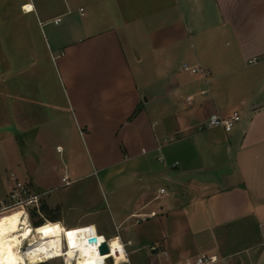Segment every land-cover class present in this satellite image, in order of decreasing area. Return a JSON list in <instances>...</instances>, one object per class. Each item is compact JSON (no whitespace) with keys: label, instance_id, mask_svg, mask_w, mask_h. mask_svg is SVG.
Wrapping results in <instances>:
<instances>
[{"label":"crops","instance_id":"obj_1","mask_svg":"<svg viewBox=\"0 0 264 264\" xmlns=\"http://www.w3.org/2000/svg\"><path fill=\"white\" fill-rule=\"evenodd\" d=\"M124 2L147 19L146 32L138 23L125 38L126 22L81 19L83 7L23 27L28 53L12 66L6 58L0 88L6 122L18 125L19 179L41 195L45 220L118 237L128 264L203 255L216 256L213 264H264V0ZM29 3L37 14L31 0L22 12L32 14L22 9ZM184 64L208 70L209 82ZM235 111L241 120L231 131L204 127L211 115ZM78 136L86 160L76 158ZM58 137L64 144L55 145ZM31 141L33 156L22 152ZM50 151H66L61 176L39 174L37 153ZM92 174L96 182L70 196Z\"/></svg>","mask_w":264,"mask_h":264},{"label":"rangeland","instance_id":"obj_2","mask_svg":"<svg viewBox=\"0 0 264 264\" xmlns=\"http://www.w3.org/2000/svg\"><path fill=\"white\" fill-rule=\"evenodd\" d=\"M27 1L29 0H0V73L4 75L0 78V88L4 91H6V58H8V64L12 66V63L16 62L14 55H18L20 51L21 54L27 55L28 49L26 48L25 43L27 40L24 38L23 27L25 25H30L32 21H37L39 19L46 22L45 20H49V16L65 12L67 14V16H65L66 18L71 15L77 16V10L79 7H83L85 9V16L81 19H106V24L104 25L106 27L111 25L114 21L115 24L126 22V26H121L123 27L121 30L122 33L124 32L125 38H128V33H131V30L134 29L135 31L138 29V23H141L140 28L143 33L146 32L145 30L148 28V26H146L148 21L147 19H144L143 15H140L142 13L137 11L134 13L133 11L128 10L130 8L122 9L125 0H31L37 6V14L34 12H32V14H24L21 10V5ZM68 11H70V13H68ZM134 16L138 17L133 19ZM135 38H137L136 40L139 39V43L137 44L138 49L145 52L146 43L144 37L138 35V37L135 36ZM132 53L134 52L132 51ZM204 127H208L207 124L204 125ZM18 137L19 132L17 123L6 122V97H0V219L8 218L20 212H28L31 223L34 226L33 221L44 219L43 221L45 222V217L50 218L51 213L49 211H44L42 216L37 215L33 220L31 218V211H33V208L26 209V207H9V204L11 203L9 201V192L6 194L7 186L10 185V174L12 172L18 174L19 157L17 155L18 146L20 145ZM30 137H32V135ZM79 137L80 136L74 137L73 142L76 150V158L86 160L87 156L84 155V152L82 151V140ZM55 140V145L58 143L64 144L63 140L59 137ZM24 144L25 142H23L22 152L29 155H31L32 152L33 156L36 152L33 141L30 142V145L26 146ZM37 158L41 161L39 165V174L42 175L50 174L53 170L57 175L61 176V173L68 168L69 160L66 151L61 153L57 151L45 152V155L42 154V156H40V153H37ZM86 173V169H81L79 172L81 175H85ZM72 178H74V176ZM96 180V174L84 177L81 182L73 186L75 189L70 196L73 197L80 193V191H82L81 188L83 183L96 182ZM27 184L30 186L31 192L35 193L33 185L31 183ZM58 194L59 192L57 191L51 193L52 196ZM42 227H44L43 229H51V226L48 223L47 226L44 225ZM22 229L25 232H29V229H26L25 227H22ZM30 234L32 237L35 236L33 232H30ZM27 237L28 235L21 238L26 239ZM35 238L36 237L27 241L25 247L29 246L28 244L31 245V243L35 242ZM44 264L71 263L69 260L61 257L46 261ZM108 264H112L111 260L108 261Z\"/></svg>","mask_w":264,"mask_h":264},{"label":"bare ground","instance_id":"obj_3","mask_svg":"<svg viewBox=\"0 0 264 264\" xmlns=\"http://www.w3.org/2000/svg\"><path fill=\"white\" fill-rule=\"evenodd\" d=\"M47 223L51 229L41 236L25 212L0 220V264H39L61 255L67 256L70 261L74 259L77 264H99L100 257H106L103 261L109 257H114L116 261L119 260V263L125 261L119 259V248L115 251L112 248L113 242L122 245L118 237L111 239L110 253L102 255L98 250H95L97 243L89 240L93 236L98 238L90 229L72 232L73 235L69 237L67 233L70 231L67 228L51 221H45V225ZM22 227L29 229V232H25ZM30 232H33L35 236L32 237ZM26 235H28L26 239L21 238ZM64 236L68 238L70 245L66 251L64 250ZM34 237H36L35 242L25 247L27 241ZM103 264H106V261Z\"/></svg>","mask_w":264,"mask_h":264},{"label":"built area","instance_id":"obj_4","mask_svg":"<svg viewBox=\"0 0 264 264\" xmlns=\"http://www.w3.org/2000/svg\"><path fill=\"white\" fill-rule=\"evenodd\" d=\"M27 5V4H25ZM22 9L24 10V7H22ZM25 12H35V8L33 6L32 10L30 11H26ZM80 12L82 15L85 14V9L84 8H80ZM62 21L61 17H58L57 19H55V23L58 24ZM253 62V61H251ZM183 69L185 71H190L191 73L194 74H201L207 82H209V77H210V72L206 69H204L201 66H192L189 64H184L183 65ZM188 101H192L193 97L189 96L187 97ZM215 118V119H213ZM241 120V113L239 111H235L231 117L229 118H225L220 116L219 114H213L209 117L208 121H207V126L210 128H215V127H222L224 128L226 131H231L234 126L236 125V123L238 121ZM10 180L12 182V186L11 189L9 191V201L11 202L9 204V207H22L26 209L29 208H33L34 210L37 211V213L39 215L42 216L41 214V210H40V202H41V195L40 194H36V193H32L30 186L23 180L19 179L18 174L12 172L10 174ZM63 182L65 183V185H69L71 183L69 175L65 174L62 178ZM162 193H165V189H161ZM26 214L29 215L28 212H25ZM30 216V215H29ZM47 221V220H46ZM82 229L85 228H89L91 227V225H84V226H80ZM99 237H103L101 235L98 236ZM104 241H106L108 243L109 248L111 249V239L107 240L104 237ZM102 243L100 244H96L95 245V250H98L100 252V246ZM128 244H131V242H129ZM124 250L126 252L127 255V250H126V245L123 244ZM69 240L67 237L64 236V250L66 251L69 248ZM151 249L153 251H156L159 249L158 245H152ZM165 254H167V252H164ZM64 257L65 259L68 260L67 256H59V257H54L53 259H57V258H61ZM52 260V259H51ZM111 260L112 264H116V259L114 257H109L106 259V264H108V261ZM217 257L216 256H200L197 257L194 261H189L188 264H213L215 262H217ZM46 262V261H45ZM69 262L71 264H77V262L73 259V260H69ZM43 263V262H42Z\"/></svg>","mask_w":264,"mask_h":264},{"label":"trees","instance_id":"obj_5","mask_svg":"<svg viewBox=\"0 0 264 264\" xmlns=\"http://www.w3.org/2000/svg\"><path fill=\"white\" fill-rule=\"evenodd\" d=\"M41 211L42 212H44V211H47L46 209H45V207H41ZM37 215H39L38 213H37V211L36 210H34L33 209V211H31V218L34 220V218H36L37 217ZM2 219H4V218H2ZM2 219H0V220H2ZM44 219H41V220H35V221H33V224H34V228L36 229V231H37V233L39 234V235H45L47 232H48V229L46 228V229H43L44 227H42V226H44L45 225V222L43 221ZM54 221V220H53ZM46 226H47V224H46ZM44 263H46V262H43V264ZM42 264V263H41Z\"/></svg>","mask_w":264,"mask_h":264},{"label":"clouds","instance_id":"obj_6","mask_svg":"<svg viewBox=\"0 0 264 264\" xmlns=\"http://www.w3.org/2000/svg\"><path fill=\"white\" fill-rule=\"evenodd\" d=\"M23 7H24V10L30 11V10H32L33 5L31 3H29L27 5H24ZM213 119H215V118H213ZM92 230L94 231V226H93V229ZM117 241H118V238H117ZM112 248H113L114 251L117 249V247L113 246V244H112ZM118 248H119V251H120V258L119 259L125 260V264H128L127 256H126V254H125V252L123 250V245H119ZM114 251H113V254H114ZM105 258L106 257H100V264H103V260ZM116 264H119V260H117Z\"/></svg>","mask_w":264,"mask_h":264},{"label":"water","instance_id":"obj_7","mask_svg":"<svg viewBox=\"0 0 264 264\" xmlns=\"http://www.w3.org/2000/svg\"><path fill=\"white\" fill-rule=\"evenodd\" d=\"M97 237H90L91 242H96ZM110 253V248L108 246V243L106 241H103L101 246H100V254H109Z\"/></svg>","mask_w":264,"mask_h":264},{"label":"snow or ice","instance_id":"obj_8","mask_svg":"<svg viewBox=\"0 0 264 264\" xmlns=\"http://www.w3.org/2000/svg\"><path fill=\"white\" fill-rule=\"evenodd\" d=\"M67 235L69 236V237H71L72 235H73V233L72 232H69V233H67ZM104 241V237H99V238H97L96 239V243L97 244H100V243H102ZM113 246H115V247H119V244H118V242H113Z\"/></svg>","mask_w":264,"mask_h":264}]
</instances>
